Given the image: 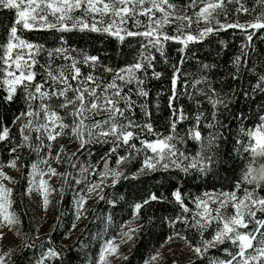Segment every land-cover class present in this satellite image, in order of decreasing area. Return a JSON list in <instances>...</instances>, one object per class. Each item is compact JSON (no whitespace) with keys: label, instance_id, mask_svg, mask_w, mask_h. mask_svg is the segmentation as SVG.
<instances>
[{"label":"snow or ice","instance_id":"1","mask_svg":"<svg viewBox=\"0 0 264 264\" xmlns=\"http://www.w3.org/2000/svg\"><path fill=\"white\" fill-rule=\"evenodd\" d=\"M233 4L237 6L230 9L229 5ZM256 7L260 8L259 13H256ZM0 9L14 14L6 41L0 44V89L6 93L3 97L6 103L16 99L18 90L22 91L24 102V109L13 120L14 124L19 125L20 141L15 142L10 138L7 126L0 130V142H7L5 147L11 157L6 165L0 163V223L9 231L19 233L20 220L14 212L9 211L13 203V190L3 183L8 181L14 184L16 181L3 169H17L20 157L16 154L22 148H31L34 138L46 147L47 156L32 165L28 191L41 196L45 211L50 204V196L58 191L50 183L52 177L61 179L63 185H67L70 176L51 166L50 160L60 163L61 154L65 151L61 145L53 156V142L61 136H70L78 144V150L90 143L111 142L113 145L103 158L102 170L90 173L97 179L88 183L86 194L77 202V220L93 194L103 200L105 187H114L122 178H128L122 165L141 152L144 158L140 173L175 169L184 174L195 171L207 175L211 171L215 161L210 153L219 147L217 142L224 136L220 130L223 127L219 119L220 109H228L230 101L217 92L206 75L194 77L190 87L210 105V118L198 109L194 124L185 136H181L178 125L189 119L184 109L175 105L178 85L182 83L181 69L190 45L201 43L215 33L236 29L245 35L240 54L233 60L235 71L231 73L233 80H239L241 68L248 66V50L252 48L254 36L264 30V0H254L251 9L245 0H189L183 9L172 0H0ZM188 10L191 14H188ZM232 12L237 15L256 14L252 20L240 23L238 20L228 21ZM140 17H144V20ZM220 17L226 22H221ZM129 21L132 22L131 28L128 27ZM201 24L204 27H200ZM168 27H172L171 33L166 30ZM21 30L59 33L88 31L114 37L121 43L126 38L137 37L142 38L144 43L134 62L112 68L101 65L97 56L67 47L63 36L59 38L60 46L46 49L43 44L24 39L18 34ZM169 42L177 46L179 58L171 64V94L167 105L170 112L169 129L168 134L164 135L157 132L151 122L152 111L148 103L150 90L145 85L149 80H160L164 75L163 71L156 70L157 56L154 53H158L161 61L168 65L165 49ZM41 53H46L43 63L38 59ZM58 60L62 63L57 64ZM81 65L90 71L83 73ZM37 66L41 71H37ZM100 67L104 73L110 74V78L96 74ZM202 67L211 70L214 65L204 64ZM38 76L42 79L37 80ZM254 90L264 91V74L258 77ZM134 96L142 102L138 104ZM200 103L197 101L198 105ZM155 106L159 108V103ZM136 107L144 113L143 123H137L132 118ZM102 115L104 118L96 119ZM259 120L254 129L246 131L248 143L242 148L250 159L233 191L205 192L193 200L194 210L185 203L179 189L171 193L181 214L170 223L174 226L179 222L186 228L195 229L200 235V241L195 245L179 231L168 237V240L179 238L184 241L192 253L190 264H204L210 250L226 242L235 248V251L224 250L230 258L209 259L208 264H264V195H260V189L264 188V115ZM202 122L203 127L209 129L207 136L202 134ZM148 136L155 138L148 139ZM188 139L199 145L200 151L195 155L189 156L182 149ZM133 141H138L139 147ZM121 148L125 149L126 155H119ZM113 154L116 155L114 167L110 166ZM63 185L59 189L61 195ZM163 199L152 194L142 203H136L133 219L123 225L119 233L120 242L107 240L98 264H111L110 257L113 256L127 260V255L119 251L120 244L135 242L143 227L139 223L141 209L152 201ZM213 224L216 225L213 235L205 239L204 232ZM3 238L4 234L0 231V240ZM11 254L12 250L0 254V264H7ZM58 256L57 251L49 248L38 264H46L49 257ZM160 259L157 252L146 264H159Z\"/></svg>","mask_w":264,"mask_h":264},{"label":"trees","instance_id":"2","mask_svg":"<svg viewBox=\"0 0 264 264\" xmlns=\"http://www.w3.org/2000/svg\"><path fill=\"white\" fill-rule=\"evenodd\" d=\"M179 8L183 9L189 0H172ZM247 7H254V0H245ZM233 5L230 9H234ZM260 8L256 7V13ZM243 14L250 20L256 14ZM13 12L0 9V44L6 41L8 29L13 21ZM79 15V13H76ZM143 21L144 17H140ZM222 22L223 17H220ZM237 15L232 12L228 21H237ZM128 27H132L129 21ZM135 30V29H133ZM172 32V27L166 29ZM24 39L43 44L45 48L60 46V37L67 41L66 46L75 48L89 55L100 58L101 65L112 68L124 67L138 57L142 44V38H126L123 43L109 37L93 32H65L55 31H25L18 32ZM223 42V43H221ZM245 42V35L236 29H228L208 36L198 44L190 45V51L182 66V83L178 85V99L176 107H182L189 119L178 125L181 136H185L187 130L194 124L197 110H202L210 118L211 107L203 98L190 87L193 78H200L206 75L217 92L228 99L229 107H221L219 119L223 127L220 129L224 136L217 143L219 147L214 149L211 155L214 164L207 175L195 171L184 174L175 169L168 171L159 170L155 172L140 173L144 153L141 152L134 159L122 165L127 179H121L114 187L104 188V199L99 200L93 194L85 204L80 224L76 219L77 202L81 196L86 194L88 183L97 179L91 175L93 171L99 172L103 167V158L106 157L112 148L109 143H90L86 148L78 150V144L70 136H61L53 142L52 155L55 156L60 146H64V153L61 154V162L50 160L51 166L58 172L70 174L69 183L63 185L61 179L53 177L52 186L58 191L50 196L48 205V218L45 229L41 231L38 227V211L29 198L30 173L32 165L39 163L47 156V149L33 139L31 148L25 147L18 151L20 159L17 161L16 183L12 187L11 209L20 220L18 225L20 244L11 254L9 264H38L51 248L59 253L58 257H49L46 264H98L100 254L107 240H119V233L126 223L133 219V208L136 203H142L150 195L162 196V201H152L141 209L139 223L143 226L135 238V242L124 244L127 260H121L118 264H146L149 258L161 253L172 244L186 247L183 240L175 238L168 240L169 236L179 231L195 245L200 241V235L195 229L186 228L184 225L170 221L181 214L178 205L172 199L171 193L179 189L182 192L185 203L194 210L193 200L203 196L205 192L220 193L231 192L235 189L236 183L241 179L243 171L250 159L243 151L242 145L248 143L246 131L254 129L259 123V117L264 115V91L254 90L258 77L264 74V30L254 36L252 48L249 51L248 66L242 67L239 73L240 79L233 80L231 73L235 71L233 60L240 54V46ZM176 45L169 42L166 46V55L169 64L165 65L158 53L156 70L163 71L164 75L160 80H149L145 87L149 91L148 103L152 111L151 122L154 129L164 135L168 134V96L171 94L170 76L171 64L178 61L179 54L176 52ZM76 55V53H73ZM38 59L43 63L46 60V53H41ZM57 64L62 61H56ZM214 65L211 70H206L202 65ZM82 72L88 73L90 69L81 65ZM37 71H41L37 66ZM97 75L110 78V74L104 73L102 67L96 71ZM42 79L41 76L37 80ZM199 87H204L200 85ZM193 93H195L193 95ZM159 94V95H158ZM6 93L0 89V130L4 126L10 129V138L15 142L20 141L19 125L14 124V118L24 109L22 91L18 90L16 99L6 103L3 97ZM137 103L142 100L133 97ZM197 101L201 103L198 105ZM159 103V108L155 105ZM131 115V114H129ZM104 118L103 115L96 119ZM137 123H143L144 113L139 107L135 108V115L132 117ZM242 129L244 131H242ZM138 131V130H137ZM202 134L207 136L209 129L201 124ZM35 136V134H33ZM148 139L155 137L148 136ZM239 141V143H238ZM7 142H0V163L7 164L11 157L5 147ZM137 143L138 141H133ZM189 156L200 151L199 145L190 139L182 146ZM75 153V155H73ZM124 148L119 149V155H126ZM150 154V153H149ZM70 158V159H69ZM116 155L113 154L110 166H115ZM43 167V165H41ZM63 185V194L59 189ZM260 195H264V188L260 189ZM229 212L231 209L228 210ZM259 215V214H258ZM75 225V227H73ZM216 225L204 232V238L210 239ZM235 251L230 242L210 250L204 264L209 259H228L224 250ZM112 264V257H110ZM190 264V261L184 263ZM199 264V262H197Z\"/></svg>","mask_w":264,"mask_h":264},{"label":"rangeland","instance_id":"3","mask_svg":"<svg viewBox=\"0 0 264 264\" xmlns=\"http://www.w3.org/2000/svg\"><path fill=\"white\" fill-rule=\"evenodd\" d=\"M233 5H229V8H231ZM188 14H191L190 10H188ZM237 19L240 23H245L246 21H249V19L245 17L243 14L237 15ZM221 22H222V19H221ZM200 27H204V25L201 24ZM194 30H195V25L193 26V31ZM3 171L7 173L9 176L16 179V172L14 169L10 167H4ZM45 179H47V177H45ZM52 181H53V177L50 180V183ZM3 183L9 188L13 187V184L8 183V181H4ZM29 198H30L31 203H33V205L36 207V211H38V215H39L38 227L41 229V231H43L45 229V224L48 218V208H47V211L44 210V207L42 205V198L38 193L34 191L32 193H29ZM9 211L12 212V209L10 208ZM81 219H82V215H81V218L78 220V224H80ZM0 231H2L4 234V238L0 240V254L4 252H8L9 250H12V253H13L17 249L18 245L20 244L19 238L17 236V232L9 231V229L5 227L2 223H0ZM119 251L120 253L125 254L124 244H120ZM191 255L192 253L189 251L187 247H181L176 244H172L160 253L161 259L159 261V264H184L190 261L189 258ZM121 260L122 258H117L113 256L112 264H118L119 262H121ZM7 264H9V260L7 261Z\"/></svg>","mask_w":264,"mask_h":264}]
</instances>
